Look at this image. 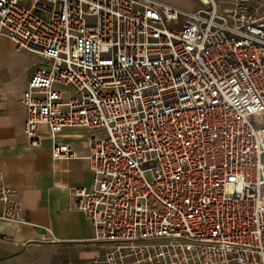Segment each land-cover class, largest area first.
Masks as SVG:
<instances>
[{"label":"built area","instance_id":"obj_1","mask_svg":"<svg viewBox=\"0 0 264 264\" xmlns=\"http://www.w3.org/2000/svg\"><path fill=\"white\" fill-rule=\"evenodd\" d=\"M0 36L40 58L25 146L86 164L54 197L101 264H264V0H0ZM0 201L25 222L1 172Z\"/></svg>","mask_w":264,"mask_h":264},{"label":"crops","instance_id":"obj_2","mask_svg":"<svg viewBox=\"0 0 264 264\" xmlns=\"http://www.w3.org/2000/svg\"><path fill=\"white\" fill-rule=\"evenodd\" d=\"M15 55L17 62L12 61ZM39 61L36 55L20 54L6 36H0V172L5 186L16 192L25 219L24 223L4 219L0 201V264H101L108 246L92 240V228L82 213L66 211L54 197L65 192L62 186L90 184L86 164L71 161L56 174L49 139L39 149L30 151L25 146L19 94ZM53 182L59 187L48 196Z\"/></svg>","mask_w":264,"mask_h":264},{"label":"rangeland","instance_id":"obj_3","mask_svg":"<svg viewBox=\"0 0 264 264\" xmlns=\"http://www.w3.org/2000/svg\"><path fill=\"white\" fill-rule=\"evenodd\" d=\"M156 1L165 3V4L170 5V6L180 8V9H182V10H180V12L183 13V10H185V11L186 10L187 11L193 10L197 6V2L199 0H156ZM19 53L22 55H25V56H29V57L34 56L33 54L25 52V51H22ZM17 60H19V57L15 55V57L12 58V61L17 62ZM35 62H37V60H35ZM81 179H82V177H81Z\"/></svg>","mask_w":264,"mask_h":264},{"label":"bare ground","instance_id":"obj_4","mask_svg":"<svg viewBox=\"0 0 264 264\" xmlns=\"http://www.w3.org/2000/svg\"><path fill=\"white\" fill-rule=\"evenodd\" d=\"M206 1H207V0H199V2H202V3H203V2H206ZM164 4H165V3H164ZM165 5H167V4H165ZM167 6H170V5H167ZM170 7H173V8H175V9H177V10H182V9H180V8H176V7H174V6H170ZM191 11H192V10H191ZM183 12L186 13V12H190V11H187V10L185 11V10H183Z\"/></svg>","mask_w":264,"mask_h":264}]
</instances>
